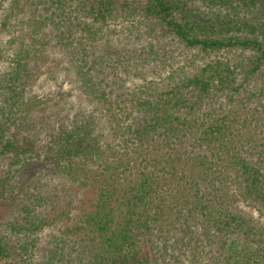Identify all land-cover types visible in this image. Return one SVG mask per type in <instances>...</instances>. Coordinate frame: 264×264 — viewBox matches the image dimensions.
Returning a JSON list of instances; mask_svg holds the SVG:
<instances>
[{"label":"trees","instance_id":"1","mask_svg":"<svg viewBox=\"0 0 264 264\" xmlns=\"http://www.w3.org/2000/svg\"><path fill=\"white\" fill-rule=\"evenodd\" d=\"M4 15L3 30L27 15L32 44L19 38L0 57V205L12 216L0 220V264L31 263L54 225L36 264H264V0H11ZM118 23L143 28L150 50L118 47ZM45 39L68 56L112 143L93 114L37 122ZM168 43L189 54L183 64L171 65ZM148 58L168 73H143L123 93L124 59ZM38 169L37 194L16 199ZM64 177L93 197L57 227L38 207L42 186Z\"/></svg>","mask_w":264,"mask_h":264},{"label":"rangeland","instance_id":"2","mask_svg":"<svg viewBox=\"0 0 264 264\" xmlns=\"http://www.w3.org/2000/svg\"><path fill=\"white\" fill-rule=\"evenodd\" d=\"M11 0H0V57L1 55H6L7 52L13 51L17 47L21 39L29 41L31 43V37L28 36L30 26L21 21V18L27 19V15H19L18 18H12L11 22L16 24V26L8 25L6 30L2 29V20L6 9H8ZM130 24L121 25L120 23L113 25L119 31H116V34L113 35V38L118 47L124 45L132 46L138 51H142L144 48L147 51L150 50L148 35L143 31V28L133 27L135 29L128 30L127 26ZM15 37V38H14ZM47 42L46 45H43V50L40 52V56L37 58L38 63V76L35 84L31 88V94L38 96L43 99V103L37 109V122L44 126L48 122L52 124H58L59 121H70L76 118V113L85 112L87 114H93L98 117L100 120L98 129L100 132L105 133L103 143L113 142L112 136L108 130V121L106 117L96 109V106L92 101H90L85 93L80 89L79 79L75 75L74 69L69 62L68 56L59 49L55 42L49 43L48 39H45ZM155 42V41H154ZM32 44V43H31ZM100 46V45H99ZM102 47V44L101 46ZM164 48L160 49V56ZM166 53L168 60L170 61L173 67L181 65L185 62L186 56L189 54L183 53L180 49L174 44H167ZM148 56L147 52L145 53ZM163 56V55H162ZM152 57V56H150ZM150 63H143V59H133L128 61L124 59L123 63L126 66V70L121 67L118 71V77L116 80L124 82V86L121 87L123 93L131 92L136 84L143 81L142 74L145 73L147 78H160V75H166L170 67H167L161 63V61H155L152 58H148ZM3 63L1 67H4L6 64ZM124 66V67H125ZM129 67H132V70H129ZM154 67V68H153ZM154 70H153V69ZM158 72H157V70ZM113 77H111L112 79ZM118 87V85H117ZM116 87V88H117ZM35 173L32 178L30 174L31 170L28 173V176L22 177V182L19 186V190L16 193V199L23 198L24 191L30 189L33 193L37 194L35 188H33V183L31 185V179L34 182H37V177L39 176L40 170ZM45 181V179H44ZM78 180H73L68 177L56 178L54 181L43 185L42 188L44 195L49 198L38 207L40 211L43 212L47 217H51L56 221L57 227H64L71 222L76 215H80L84 208L88 204V197H93L92 193L85 191L84 187L79 186ZM41 188V189H42ZM16 201V200H15ZM19 202L16 201L14 206H18ZM243 206V210L247 213L254 214L257 216V212L252 208ZM9 202L4 205H0V220L8 218L9 213ZM12 217V216H11ZM58 230L55 228H49L44 230L40 234L39 245L35 249V255L30 256L32 261L29 264H36L37 260L42 258V254L47 251L49 246V239L52 237V234ZM186 254H181V259L187 257L186 255L191 256L192 251L186 249ZM174 264L175 260H172ZM194 260L187 259L186 264H191ZM20 264V262L18 263ZM196 264V263H195Z\"/></svg>","mask_w":264,"mask_h":264}]
</instances>
